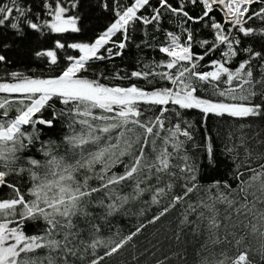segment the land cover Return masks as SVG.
Returning a JSON list of instances; mask_svg holds the SVG:
<instances>
[{"label":"snow or ice","instance_id":"1","mask_svg":"<svg viewBox=\"0 0 264 264\" xmlns=\"http://www.w3.org/2000/svg\"><path fill=\"white\" fill-rule=\"evenodd\" d=\"M39 7L0 0V34H55L34 55L65 62L55 76L0 77V264H264V0H96L114 19L89 42L63 38L84 32L81 0ZM149 25L136 47L159 59L96 71ZM213 117L228 128L219 149ZM57 122L63 137L42 139ZM173 213L175 246L138 251L148 225ZM130 215L134 230H112Z\"/></svg>","mask_w":264,"mask_h":264},{"label":"trees","instance_id":"2","mask_svg":"<svg viewBox=\"0 0 264 264\" xmlns=\"http://www.w3.org/2000/svg\"><path fill=\"white\" fill-rule=\"evenodd\" d=\"M127 3H131L132 0H125ZM34 10L42 11L43 9L39 7L41 0H33ZM96 0H81L80 15L86 17L84 20V32L80 34H65L63 37L67 42L75 41H94V39L101 34L106 27L113 21L114 17L109 12H101L98 8L95 7ZM91 5V6H90ZM165 28L172 27L168 23L164 24ZM151 28L149 25L147 29H144L142 26H138V30L133 33V42L124 50V55L122 57H116L113 60L98 61L96 62V71L103 72L108 76H111L114 72L119 69H125L128 72L135 70L138 67V61L147 62L150 59H159L161 54L158 52H153L149 48L141 47L137 48L136 45L141 42L143 39H148L151 36ZM144 31H148L149 36L144 35ZM206 34V33H205ZM160 39H163L161 34H158ZM61 37L53 34L47 36H30L28 40L24 42H14L15 38L12 36L10 31H7L3 34H0V45L7 43L11 45L8 49H3L0 47V54H3L7 57L9 63L0 64V77L7 79V73L10 72H22L29 76H55L60 74V70L64 65V61L61 60L60 67L51 66L46 63L45 59L38 58L34 55L35 51L54 47L55 39ZM118 39V37H116ZM199 51V49H197ZM75 54V53H74ZM61 57L63 53H60ZM218 55V54H217ZM215 58V57H212ZM55 67V70H52ZM108 83L109 81H104ZM119 83V81H115ZM59 107V105H57ZM46 117H50V113H45ZM188 119L196 121L198 119V114L192 112L189 114ZM208 127L212 130L213 139L217 145V148L222 144L224 139L223 135L220 139H216V132L218 129L222 130L223 133H226L228 128L223 121H218L215 117L211 118L208 122ZM66 128L60 122H57V126L53 131H45L42 133V139L44 140H53L58 141L65 134ZM197 140H200V137L197 136ZM224 161L218 165V170L222 174L225 168ZM217 170L213 169L211 175L215 178H222L216 174ZM140 205H136L132 208V212L136 213L140 211ZM152 212H148L147 216L150 218ZM138 222V217L136 215L130 216H119L116 217L112 222V230L115 231L116 228H120L123 232H127L130 229L134 230V226ZM178 226V220L176 219V214L173 213L166 218H162L156 224L148 225L147 229L144 231L143 235L137 238V250L142 251L145 247H151L152 244H157L162 247L163 251L167 252L169 246H175V242L171 240L172 234L176 231ZM104 237L112 236V232H109L107 228L103 233ZM151 242V243H149ZM192 251V245H189V252ZM132 249L128 248V258L130 259ZM147 259H151L150 257ZM113 264H119V261H113ZM141 264H146L145 260L142 259ZM154 264V262H153Z\"/></svg>","mask_w":264,"mask_h":264}]
</instances>
